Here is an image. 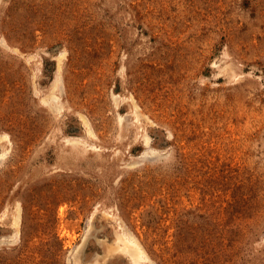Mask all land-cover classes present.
<instances>
[{
    "label": "rangeland",
    "instance_id": "374dc122",
    "mask_svg": "<svg viewBox=\"0 0 264 264\" xmlns=\"http://www.w3.org/2000/svg\"><path fill=\"white\" fill-rule=\"evenodd\" d=\"M0 136V264H264V0H0Z\"/></svg>",
    "mask_w": 264,
    "mask_h": 264
},
{
    "label": "bare ground",
    "instance_id": "6f19581e",
    "mask_svg": "<svg viewBox=\"0 0 264 264\" xmlns=\"http://www.w3.org/2000/svg\"><path fill=\"white\" fill-rule=\"evenodd\" d=\"M56 87V86H55ZM52 96V98L54 97L53 95H51ZM51 96H50V98H51ZM48 99V97H47V99H45V101L46 100H51V99ZM49 103H51L50 101H48ZM47 103V102H46ZM53 103V102H52ZM47 106V105H46ZM49 107H51V106H49ZM58 113V112H57ZM56 113V114H57ZM90 134V133H89ZM92 134V133H91ZM90 134V135H91ZM4 137H2V136H0V140L2 141V140H4L3 139ZM68 143V142H67ZM70 144H72V142L70 143ZM126 236V234L123 232V236ZM128 235V234H127ZM121 236V235H120ZM117 237H119L118 235H117ZM116 237V238H117ZM134 238H132V237H130L129 235L127 236V237H125V238H123V237H119L117 240L118 241H120L119 243H122L121 241H123L125 244H133V245H135L134 247L136 248V250H134V249H127L128 251L126 252L127 254H129L130 255V257H132V260L134 261V263H137V261L138 262H140V261H142L143 259L141 258V257H143V255H141L142 253L140 252V249L138 248V246H137V243L135 242V240H133ZM118 244V243H117ZM123 244V243H122ZM119 247V246H118ZM123 247H124V245H123ZM124 251H126V250H124ZM139 259H140V261H139ZM139 264V263H138Z\"/></svg>",
    "mask_w": 264,
    "mask_h": 264
}]
</instances>
